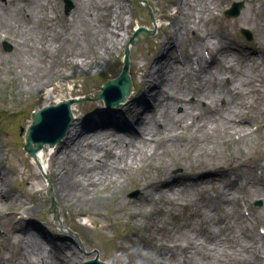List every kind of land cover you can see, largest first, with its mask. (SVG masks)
I'll list each match as a JSON object with an SVG mask.
<instances>
[{"label": "bare ground", "instance_id": "6f19581e", "mask_svg": "<svg viewBox=\"0 0 264 264\" xmlns=\"http://www.w3.org/2000/svg\"><path fill=\"white\" fill-rule=\"evenodd\" d=\"M72 1L76 4L73 15H70L71 6L66 11V14L62 18H59L51 12L49 0H28L25 2V5H21L18 0H0V25L9 29L12 32V36L15 35L16 37L17 34L22 36L24 38L23 44H27L30 49L41 48L42 53L47 56L49 52L53 54L56 52L54 57L56 58L59 56L61 50H65L66 44L72 43L74 30L76 33H80L81 27L79 26V21L81 20L86 23V26H89V34L93 40L97 34H103V36L100 39H95L99 55L90 61H86L87 56H85V52L87 51L85 47L81 46V54L82 56L84 55V58L81 63L74 61L73 67L79 65L80 67L91 69L101 66L103 68L102 71L105 70L103 74L105 75L108 71L104 68L106 65L104 61L105 55L110 54L113 45L116 47L123 45L125 42L123 34L124 15H121L120 11L115 9L103 27L97 23V18L102 14L99 8L103 6L104 9H112L114 6L119 5L122 9L123 2L122 0H120L121 2L115 0H112L113 2L111 0ZM223 1L178 0L175 2L178 14L176 18L177 16L180 17V24L183 23L182 26L185 27L192 23L188 31L192 33L194 42L187 45L189 51L186 57V65L191 71L180 70L181 75L177 73L176 64L174 65L173 61L168 57L169 43L165 41H169L174 49L182 41L179 38L178 32L184 33L186 29L176 27L175 25L172 35L171 32L164 28L163 30L166 34L164 38L165 42L161 43L162 49L159 55L160 57L166 56L164 59L168 58L167 60L169 61L166 66L164 65L165 63L160 64L159 60L151 58L149 62L140 65L136 64L134 67L136 74L141 73L143 67L150 70L152 83L156 84L151 86L148 80L140 79V81L142 80L141 83L145 82L143 84L145 95L152 96L153 100L148 103L144 99H141V94H137L135 91L134 95L130 96L131 98L129 97V100L124 103L122 109L113 108V112H123L125 116L128 115V123H118V125L112 126L114 129L109 130L108 126H106L107 120L100 115L106 113V109L103 111L99 110L100 114L98 113V117L86 120L82 115H78L82 107L74 103L71 104L70 108L74 118L61 144L55 148L50 147V150L44 147L37 153V159L41 167L39 168L38 166V168L47 175H50L54 181L53 184L49 178L54 187L52 194L55 199L62 200V204L67 207H69V204L64 201L67 198L71 202L75 200L79 202L82 198L99 201V189L111 187L114 183L121 182L122 179L124 180L118 173L122 174L126 172V176L130 175L131 171H134V164H141L143 158L154 163L158 161V163H155L156 165L151 163L153 165L151 169L156 173L157 178L162 174L164 178L157 179L148 176L147 183L143 187V189H148L146 192H141L143 199L141 203H138L137 210H132L133 216H139L142 211H146L150 207L148 205V203L152 202L151 191H149L150 187L161 193L166 201L176 206L184 205L186 207L198 208L199 205L195 201L192 191L204 193L206 196L202 198L207 197L210 199L213 204L211 211L216 215L219 223L215 221L212 213L208 211L209 203L207 199H204L202 201L203 206L201 205L202 209H196L193 212L196 219L199 221L203 220L202 224L184 222L180 228L183 230L174 228L171 232L175 231L176 234L188 235L192 238L197 237L195 232H201L204 236L201 239L206 244L197 245L194 243L192 245L191 242L177 244L165 239V241L154 245L157 254L159 256L163 254L160 256L161 261L158 262L157 259L159 257L153 255L154 259H148L149 264H200V262L221 264L226 258H228V261L224 260V264H261L257 259L250 256L251 248L253 249L255 244L260 243L264 250V239H259L260 234L253 235L252 240H248H251V242L245 243V240L240 238V234H243L247 230L246 227H243L238 235L233 236L232 240L229 239L226 232L234 227L235 219L239 214L238 196L240 192L244 190V193H246L244 197L251 196L252 199L264 195V175H259L254 171V176L252 177L255 178L256 183L254 182L255 184L253 183L248 189L250 177H248L249 180L245 184L247 179L246 177H241V173L235 171L216 173L221 169L219 165L217 167H205L204 169L207 174L202 173L192 176L187 172L183 175L180 173V176L173 175L171 173L173 169L168 165V159L164 158V155L171 157L173 151L184 158V151L191 155L199 145L204 148L207 147V142H210V138L213 135L219 133L220 136L227 137L230 134H240L246 129L245 126L250 123V120L246 118V114L236 116L241 114L239 108L242 107V105L237 106L235 104L236 100L239 97L244 100L247 96V91L239 86L244 80H247L248 85L251 86L253 77V75L247 74L248 68L242 65L243 62H246L243 59V53H250L254 57V55H258L261 52L263 46L254 43L252 46L236 50L233 54L235 57L241 59V61L237 60L236 64L225 63L224 58H227L226 55L229 51L227 49L225 53V45L222 40L225 32L212 26L206 27L212 24L210 23L212 17L209 15L217 10ZM197 3L207 4L204 6L207 8L196 14L194 12V5ZM9 6L17 8L25 24L20 22L15 10ZM43 14H45V18L42 17ZM204 16L206 17L204 18ZM41 19H46L48 23H51L50 27L53 33L43 32L36 34ZM161 28L163 27L161 26ZM64 31H66L67 35ZM52 36L56 38L53 39V42ZM183 36L185 35H181V38ZM211 39L216 40V42H212ZM29 41L32 42L29 43ZM201 44H205L203 46L211 44L212 47L209 48L212 51L211 57L214 56L211 63H208L204 56L200 55L199 46ZM73 46H76V44ZM18 50L21 52L20 58L16 59L18 62L10 65L12 82L17 87L18 93L21 95H34L38 101L47 104V106L48 104L61 101V97H56L57 100L55 102L50 101L54 97L44 93L43 90L44 81L49 77L46 79L43 77L54 73L56 67H63V59H43L41 62L33 52L24 50L23 47H19ZM75 50H77V46ZM182 55L185 58L183 53ZM30 60L31 62H29ZM254 65L256 64L251 66ZM35 68L38 71L41 70L40 75L38 71H33ZM147 76H149V73ZM226 80L228 82H225ZM259 83H261V80H259ZM161 85L168 87L161 89L163 97L158 92V87ZM65 88L63 86L59 89L54 88V90L64 91ZM188 96H192L200 102L206 101L207 104L205 107H202L198 102L184 101ZM223 98H226V103L220 105L219 100ZM178 107H182L181 113L176 112ZM141 108H145L146 110L142 111ZM208 108H212L213 112H209ZM148 111H150V116H148ZM159 123L163 125L162 128L157 127ZM260 128L264 129V124L258 126L257 130ZM129 133L134 134V136H128ZM147 136L151 137V140H146L145 137ZM220 142L224 141L220 140ZM47 161L48 167L46 165ZM243 161L245 160L243 159ZM32 162L36 164L35 160H32ZM189 164L185 161L181 163L185 167ZM213 170L216 171L212 172ZM211 176L220 179V181L211 182L216 196L210 194V189L207 185L197 188L190 186V183L195 182L197 177L210 180ZM203 178L201 179L202 182H204ZM0 181V199L2 198L1 201H3L5 195L3 194L1 185L4 181L1 179V176ZM140 182V179L135 181L138 184H141ZM221 182H223L222 185L220 184ZM120 184L124 186L126 183L123 181ZM122 188L120 187L119 190ZM187 200L190 206L185 203ZM81 201L84 202L83 200ZM102 205H106V202H103ZM235 208L237 209V215ZM114 211H117V209L114 208ZM220 217H222V220H220ZM192 218L188 220L190 221ZM20 226V222L14 223L13 229L18 232ZM26 227L23 233L26 245L19 243L21 242V237L17 236L15 240L11 239L13 237V230L7 231V237L10 238L8 239V245L10 242H18L17 257L8 252L9 264H76L72 260H69L71 258L70 255L66 257L64 254V252L71 250L69 247L59 249L53 240L45 235L42 229L34 228L35 230L32 231L28 228V225ZM193 229L194 231H192ZM224 236H226L227 241ZM45 244H49V246L44 247ZM228 251H232V254L229 256L226 254L229 253ZM216 252L217 254L220 253V256L223 258L216 256ZM139 254L145 259V253H137V255Z\"/></svg>", "mask_w": 264, "mask_h": 264}, {"label": "rangeland", "instance_id": "374dc122", "mask_svg": "<svg viewBox=\"0 0 264 264\" xmlns=\"http://www.w3.org/2000/svg\"><path fill=\"white\" fill-rule=\"evenodd\" d=\"M25 1L27 0H24V3L20 4L25 5ZM115 1L121 2L120 0ZM173 1L175 0H122L124 3H122V9L119 5L114 6L112 9H104L103 6L99 8L102 14L97 18V23L103 27L106 25L110 18V14L115 9L120 11L121 15H124L123 34L125 42L123 45L116 47L113 45L110 54L105 55L104 61L106 65L104 68L108 70L105 75H103L105 70L102 71L103 68L101 66L91 69H86L79 65L73 67L74 61L81 63L84 58V55L82 56L81 54V46L85 47L87 51L85 52V56H87L86 61H90L99 55V49L95 43V39H100L103 36V34H97L93 40L89 34V26H86V23L81 20L79 21V19V26L81 27L80 33L78 34L74 30L72 43L66 44L65 50H61L59 56L56 58H54L56 52L54 54L49 52L47 56L42 53L41 48L30 49L27 44H23L24 38L22 36L19 34H17L16 37L15 35L12 36V32L9 29L0 25V42L2 41V45H0V167L3 166V174H0V176L4 181L1 187L3 194L6 196V198L4 196L3 201H1L2 198L0 199V213L17 212L16 216L14 215V221H18L19 218L23 219L20 223V229L16 232V235L21 237L20 244L26 245V239L23 238V233L27 228L26 225H28V228L32 231L35 230L34 228H40L46 236L57 241L56 244L62 245V247H69V249H71L70 251L63 252L66 257L70 255L71 258L69 260H72L76 264H83L85 261L95 259L97 256H99L101 261L109 264H149L148 259H154L152 257L153 255H157L159 257L157 260L160 262V256L163 254L159 256L155 251L154 245L165 241V239L176 242L177 244H187L188 242H191L192 245H194V243L197 245L206 244V242L201 239V237L204 238L201 232H195L197 234L196 238L189 237L188 235H179L176 234L175 231L171 232L174 228L180 229L181 224L184 222L202 224L203 220L199 221L196 219L193 212H195L196 209H202L201 205L204 199H207L209 203L208 211L212 213L213 218L218 222L216 215L211 211L213 204L207 197L202 198L206 195L200 191H192L193 197L199 205L198 208H194L190 206L188 200L185 203L190 207L173 205V203L166 201L161 193L153 190V187H150L149 191H151L152 198V202L148 203L150 207L146 211H142L139 216L132 215V210H137L138 203H141L143 199L141 192H146L148 189H143L144 185L147 183L148 176L157 178L156 173L151 167L156 165L155 163H158V161L154 163L143 158L141 164H134V171H131L130 175L126 176V172L122 174L117 172L124 178V180L121 178V182L125 181L126 184L123 186L120 184L121 182L118 181L111 187L99 189V201L82 198L81 200L84 202L81 200H79V202L78 200L71 202L67 198L64 200L65 203L69 204V207H67L62 204V200L56 198L57 210L50 212L52 203L50 197L46 193L48 189V177L52 180L53 184L54 181L50 175H43L44 173L38 170L36 164L32 162L33 159L24 150L27 127L32 122L31 115L33 112L39 111L42 108L57 106L70 99L80 100V98H86L88 95L93 94L94 91L99 90L100 86L106 81L120 75L124 65L127 48L129 49L130 75L134 87L131 96L134 95L136 91L137 94H141V99L147 102L149 100V103L153 100L152 96L145 95L144 93L143 84L145 82L141 83L142 80H148L151 86L156 84L152 83L150 70L143 67V71L136 74L134 67L136 64L140 65L149 62L151 58L159 60L160 64L165 63L164 65L166 66L169 61L167 60L168 58L164 59L166 56L160 57L159 55L162 49L161 43L165 41L169 43L168 57H170L174 65L176 64L177 73L180 74L181 68L176 61L175 50L176 48L180 49L185 56L184 60L186 62L189 51L187 45L194 42V40L192 38V33L188 31L192 23L185 27L182 26V21V24H180V17L177 16L176 18L178 14L175 2L178 0L175 2ZM51 2L55 4L53 5L56 7L57 12L60 13L59 16H61V18L66 13L65 10L67 6H72L71 16L76 8V4L72 0H52ZM234 2L242 4L239 15L236 17H228L225 15V11L230 9ZM206 5L207 4L203 3L195 4L194 12L199 14L201 10L207 8L204 7ZM9 7L15 10L20 22L25 24L17 8L15 6ZM77 9L79 8L77 7ZM209 16L212 17L210 20L212 24L206 27L209 28L212 26L216 29H221L232 39L231 42L233 44L245 45L248 42H252L253 44L255 43L264 47V0H224L223 3L219 5V8L213 11ZM42 17L45 18V14H43ZM205 17L206 16H204V18ZM69 20L71 21V19ZM40 22L36 34L43 32L53 33L50 27L51 23H48L46 19H41ZM175 25L176 27L186 29V32H178L179 38L182 39V41L181 43L179 42V46L173 49L170 42L164 39L166 34L163 29L166 28L173 35V28ZM161 26L163 28H161ZM141 27L150 29L153 34L146 37L141 33L139 38L135 37V42L131 43L132 37L135 36L136 31ZM242 30H249L253 40L248 41L242 33ZM64 32L66 34V31ZM181 35L185 36L181 38ZM104 36L106 35L104 34ZM53 37L54 36H52V42L53 39H56ZM211 41L216 42L214 39H211ZM31 42L32 41H29V43ZM75 44L77 50H75L76 46H73ZM6 45L10 46V48L5 47ZM203 45L205 44L199 46L201 56L203 55L204 49L212 47L211 44L207 46ZM224 45L226 53V50L230 48V44L224 41ZM19 47L33 52L41 62L43 59H63V67H56L54 73L43 77L44 79L49 77L44 81L45 85L43 84L44 93L54 97L50 100L52 102L57 100L56 97H61V101L48 104L47 106V104L38 101L34 95H21L18 93L17 87L12 82L10 65L18 62L16 59L21 56V49L18 50ZM226 57L227 58H224V60L227 64H236L237 60L241 61V59L234 56L233 49L227 52ZM244 60L246 62H243L242 65L249 69H247V74L253 75V77L251 86L248 85L247 80H244L239 86L247 91V96L244 100L240 97L236 100L235 104L237 106L242 105V107L239 108L241 114L236 116H243L246 114V118L250 120V123L245 126L246 129L244 132L240 134H230L232 136H220L216 131L217 134L210 138V142H207V147L204 148L199 145L191 155L184 151V158L179 154H175V151L171 153V157L164 155V158L169 161L168 165L173 169V171H171L173 175L180 176V173L183 175L187 172H197L202 169L205 170V167H217L219 165L221 166L220 172H229L230 168H232V171L250 177L249 189L254 182L256 183L255 178L252 177L254 176V171L256 172L263 169L262 171L264 174V129L260 128L257 130L258 126L264 124V87L259 83V80L264 78V60L254 57H251V60ZM29 62H31V60ZM250 63H259L261 67L259 68L257 65L251 66ZM186 68L190 70L187 65ZM33 71L37 72L38 70L35 68ZM40 71H38L39 75L41 74ZM147 72L149 76H147ZM140 79L142 80L140 81ZM225 82L228 81L226 80ZM63 86L66 87L64 91L54 90V88L59 89ZM163 87L168 88L166 85L158 87V92L161 97H163L161 90ZM127 100H129V98ZM240 100H242V102H240ZM225 103L226 98L219 100L220 105H224ZM75 104L82 107L78 115H82L85 119H89V117H85L87 115L94 117L99 113V110L103 111L106 109L108 112L101 114L104 119L118 121V117H110L111 115L109 112L113 108H106L103 102L91 100L83 101L82 99L81 102L77 101ZM141 109L142 111L146 110L145 108ZM176 112L181 113L182 107H178ZM147 113L148 116H150V111ZM121 116L124 117L123 115ZM126 120L125 118V121ZM159 125L163 126L160 123ZM112 126L113 124L108 126V129H114ZM220 140L224 142H220ZM2 144H4V146H2ZM45 147L50 150L49 144H46ZM243 159L246 163H243ZM183 161L190 164L186 165V167L182 166L181 163ZM46 165L48 167V161ZM215 171L216 170H213L212 172ZM7 177L9 178L7 179ZM162 178H164L163 174L157 179ZM138 179L141 180V184L135 183ZM120 187L123 188L119 190ZM170 195L173 197L172 194ZM244 195H246V193H244ZM231 201L233 203L232 199ZM248 201L253 208H257V218L260 217V219L264 221V195L254 199H248ZM103 202H106V205L103 206ZM78 203L81 204L78 205ZM114 208H116L117 211H114ZM7 217L8 215H5L2 219L5 220ZM189 218L192 219L189 221ZM239 219L240 215L238 214L234 222V227L226 232V235H231L229 236L230 240L233 239L232 236L238 235L239 231L244 227V219ZM14 221L11 222L10 227H13ZM257 221H259V219H257ZM248 222L249 224H253L252 220ZM259 226L256 227V232ZM247 229L255 231V229L250 227ZM192 231H194V229ZM240 236L242 237V234H240ZM224 238L227 241L226 236H224ZM4 243L7 244L6 250L11 255L17 257L16 251L18 249V242H10L9 245L8 241ZM47 246H49V244H45L44 247ZM1 247L2 244L0 243V248ZM259 248L263 251L262 246ZM140 252L145 253V259L142 258L140 254L137 255V253ZM89 254L92 256H88ZM251 255L259 258L257 252H251L250 256ZM216 256L223 258L220 256V253ZM171 260L174 261L173 259ZM224 260L228 261V258ZM224 260L221 264H224ZM200 264L206 263L200 262Z\"/></svg>", "mask_w": 264, "mask_h": 264}, {"label": "water", "instance_id": "95a60500", "mask_svg": "<svg viewBox=\"0 0 264 264\" xmlns=\"http://www.w3.org/2000/svg\"><path fill=\"white\" fill-rule=\"evenodd\" d=\"M240 5L235 6L234 11H230V14L237 16L239 14ZM245 34L251 36L248 30L243 31ZM144 33L146 37L152 35V31L141 27L136 31L135 36L132 37L131 43L135 42V37H138ZM133 92V83L130 76V59H129V49H126V58L124 61V66L120 75L114 79L108 80L104 85L101 86L99 91H96L91 95H88L83 100L96 101L100 100L105 103L107 107H120L126 101L127 98ZM75 102V100H70L68 102H63L57 107H47L38 112L32 114L33 122L28 127L25 138V151L36 161L37 165L40 164L37 159V153L42 150L46 144H49L51 148L57 147L61 144L62 139L66 135L67 129L71 126L73 120L72 113L70 111V104ZM62 112L63 116L55 119L50 118L56 115L58 112ZM50 118V119H49ZM49 182L47 194L52 199V205L50 207V212H53L56 207L55 197L52 194L53 187ZM85 264H107L100 261L97 257L94 261H88Z\"/></svg>", "mask_w": 264, "mask_h": 264}]
</instances>
